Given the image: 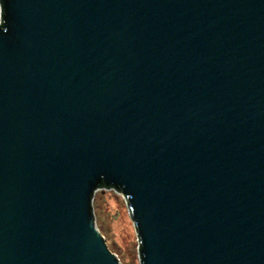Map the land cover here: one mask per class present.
Wrapping results in <instances>:
<instances>
[{"label": "water", "instance_id": "obj_1", "mask_svg": "<svg viewBox=\"0 0 264 264\" xmlns=\"http://www.w3.org/2000/svg\"><path fill=\"white\" fill-rule=\"evenodd\" d=\"M6 6L0 264H121L100 177L141 264H264V0Z\"/></svg>", "mask_w": 264, "mask_h": 264}, {"label": "rangeland", "instance_id": "obj_2", "mask_svg": "<svg viewBox=\"0 0 264 264\" xmlns=\"http://www.w3.org/2000/svg\"><path fill=\"white\" fill-rule=\"evenodd\" d=\"M93 209L96 226L119 262L141 264L135 225L124 195L112 188H98L94 193Z\"/></svg>", "mask_w": 264, "mask_h": 264}, {"label": "trees", "instance_id": "obj_3", "mask_svg": "<svg viewBox=\"0 0 264 264\" xmlns=\"http://www.w3.org/2000/svg\"><path fill=\"white\" fill-rule=\"evenodd\" d=\"M8 0H0V7H1V20H0V31L4 34H6L7 31V25H6V15H7V11H6V4H7ZM96 187L97 188H112L118 192H121L124 196L126 195L122 188L115 185L114 183H112L110 180H105L103 177H100L99 180L96 183ZM92 198V205H91V213H93V216L95 218V214H94V209H93V199H94V194L91 196ZM139 245V244H138ZM140 251V250H139ZM138 251V253H139ZM141 263V261H140Z\"/></svg>", "mask_w": 264, "mask_h": 264}]
</instances>
